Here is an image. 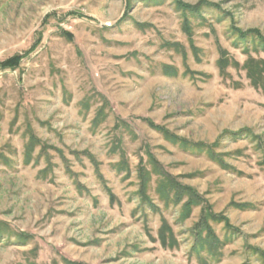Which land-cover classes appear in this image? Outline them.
<instances>
[{
	"label": "rangeland",
	"instance_id": "obj_1",
	"mask_svg": "<svg viewBox=\"0 0 264 264\" xmlns=\"http://www.w3.org/2000/svg\"><path fill=\"white\" fill-rule=\"evenodd\" d=\"M179 1L192 35L176 0H0V65L23 55L0 66V264H264V44L235 37L264 36V0ZM151 155L232 228L209 239L156 175L144 207Z\"/></svg>",
	"mask_w": 264,
	"mask_h": 264
},
{
	"label": "trees",
	"instance_id": "obj_2",
	"mask_svg": "<svg viewBox=\"0 0 264 264\" xmlns=\"http://www.w3.org/2000/svg\"><path fill=\"white\" fill-rule=\"evenodd\" d=\"M176 2L178 3L180 11H182L184 15V24H185V25L183 24L184 30L188 34L192 35V32L190 31L191 28L188 25V20L186 19H188V15H191V14L195 15V14L201 13L203 6L201 4V5L194 7V6H190V4L182 3L179 0H176ZM235 37H237V39L240 41H247L248 39L254 40V42H252L254 43L253 46H255V44H257L258 41L260 42V44H264V36H262L260 32L257 30H253V31L251 30V31H246V32L236 30ZM246 50L248 54L249 53L248 50H250V48H247ZM22 59H23V55H15L11 57L10 59L2 62L0 66L4 68L16 69L20 66ZM252 73L253 72H250V74ZM256 73L257 74H254L255 78L263 74L264 72H256ZM255 86L258 87V83H255ZM101 113L102 112L100 110L99 114ZM158 127L159 129H161L162 132L166 133L167 137H172L175 143H180V144L185 143V145H187L186 140H182L180 138H177L176 136L174 138V136L167 135L168 132L164 128L160 126ZM29 140L31 141L33 145H36L37 141H39L38 138L33 134L31 135ZM40 143L42 145V148L45 147L46 144L42 143L41 141ZM188 145L190 144L188 143ZM195 145L196 144H193L192 148H195L197 146ZM205 151H208L209 154L213 153L212 151L209 150V148H206ZM87 154L89 158L91 159L93 165L95 166V170L98 176L102 178V175L100 174V171H99V163L97 162V160L92 154H89V153ZM148 156H149V153H148ZM214 157H216L215 159H218V161H222V160H219V158H217L218 156H214ZM149 159L152 165V169H148L145 163L141 161L138 166V172H137L138 180H139L138 195L140 197V202L143 204L144 207H149L153 211L159 210V207L156 205V203L154 202L153 198L150 195V189H151V185L153 182V176L156 175V178H157L156 192L160 195L161 199L165 202L167 206L174 205L178 207L181 205L182 212L180 215L183 219H186L190 215L194 207H197V206L202 207L201 216H200V225L203 226V230L206 229L208 231L207 234L209 236V239L214 238L215 240V235L210 226L211 220L216 221V222L225 223V225L232 228V225L230 224L229 219L221 214L214 213L209 202L203 196H201L195 188L181 184L176 177L166 172L152 155L150 156ZM222 163H224L225 166L228 167V165L225 162L222 161ZM128 169H129V164L124 159L122 166L120 165V170L127 171ZM109 193L111 196H113L110 189H109ZM0 229H1L0 236L2 234L3 235L7 234L9 232L8 230L6 231V229L4 230V228L2 227H0ZM172 235H173V231L171 227L169 226L167 220L164 219L163 225L160 230V240L162 244L165 246L169 244L174 246L175 239H174V236ZM18 236H20L23 239L30 237V235L27 233H19ZM171 236L172 238H170ZM65 262L67 264H83L80 262H75V261H70V260H66Z\"/></svg>",
	"mask_w": 264,
	"mask_h": 264
}]
</instances>
